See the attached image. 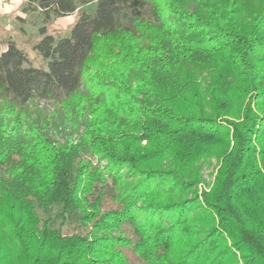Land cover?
Here are the masks:
<instances>
[{"label":"trees","instance_id":"obj_1","mask_svg":"<svg viewBox=\"0 0 264 264\" xmlns=\"http://www.w3.org/2000/svg\"><path fill=\"white\" fill-rule=\"evenodd\" d=\"M22 1L96 7L0 44V264H264V0Z\"/></svg>","mask_w":264,"mask_h":264},{"label":"rangeland","instance_id":"obj_2","mask_svg":"<svg viewBox=\"0 0 264 264\" xmlns=\"http://www.w3.org/2000/svg\"><path fill=\"white\" fill-rule=\"evenodd\" d=\"M96 7L95 3L79 7L78 10L69 16L57 19H51L44 23L43 16L35 11L25 12L22 0H0V44L1 49H5L8 41H13L27 57L30 65L44 67L46 63L34 50V46L39 42L41 36L39 29L45 27L48 34L56 39L69 34L71 26L78 18L81 11L90 12ZM104 163H102L103 165ZM195 166L199 173L200 183L196 190L198 195L201 192H208L214 182L218 163L216 158H202L196 161ZM192 196L191 194L189 195ZM60 213V208L55 206L52 210V216ZM55 227L62 233H68L75 229V224L71 220L61 221L57 219ZM131 264H143L133 254H129Z\"/></svg>","mask_w":264,"mask_h":264}]
</instances>
